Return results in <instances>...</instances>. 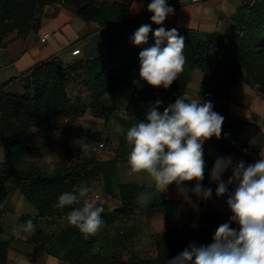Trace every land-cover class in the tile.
<instances>
[{"label": "trees", "instance_id": "1", "mask_svg": "<svg viewBox=\"0 0 264 264\" xmlns=\"http://www.w3.org/2000/svg\"><path fill=\"white\" fill-rule=\"evenodd\" d=\"M57 1L0 0V45L14 31L20 37L38 32L46 7ZM64 1L87 21L105 28L103 34L92 37L95 42L104 36V48L92 54L83 53L81 60L66 61L55 55L41 61L22 78L26 87L23 94L0 89V134L6 150L0 174V203L9 195L8 179L16 177L18 188L36 207L40 217L67 216L72 206L57 209L53 205L62 192L78 189L86 178V170L98 160L94 151L85 156L77 149L69 150L52 171L42 162L30 160L29 156L41 154L51 145L56 119L76 120L89 109L94 116L108 121L118 107L107 103L106 95H115L129 87L132 95L126 109L133 120H144L147 109L157 99L163 101L159 108L162 112L178 96L185 97L194 69H200L203 74L204 88L200 90V96L207 97L206 101L212 102L214 111L225 118L221 138L213 137L208 142L223 153L241 155L250 162L260 159L264 136L254 144L242 141L238 136L244 127L256 125L244 119L228 120L226 113L230 90L238 81L264 95V0L251 7L244 5V10L234 15L237 28H228L225 33L215 31L210 37L203 38L195 31L176 28L185 42L183 72L168 89L147 84L142 90L133 85L139 77V52L152 46L154 38L150 33L147 44L135 46L132 37L143 24H151L153 31L159 27L151 23L152 13L134 14L130 3L118 0H85L80 5ZM72 76L84 84L89 95L87 103L70 98L67 86ZM45 123L48 125L44 126ZM145 190L154 191V199L146 205L138 204L136 196ZM119 196L120 207L108 209L103 205L104 225L100 229L128 219L136 210L152 212L162 204L155 187L138 183H121ZM99 231L95 235H85L69 226L50 237L65 248L63 260L67 264H167L190 243L197 246L210 244L207 236L199 238L194 228L185 226L157 235L153 256L120 252L105 256L94 251ZM7 262L8 242L0 241V264Z\"/></svg>", "mask_w": 264, "mask_h": 264}, {"label": "crops", "instance_id": "2", "mask_svg": "<svg viewBox=\"0 0 264 264\" xmlns=\"http://www.w3.org/2000/svg\"><path fill=\"white\" fill-rule=\"evenodd\" d=\"M113 1V0H111ZM130 3L134 14L150 13L147 5L151 0H118ZM175 9L163 25L165 28H180L195 31L203 38L210 37L213 32L225 33L228 28H237L234 15L244 10L242 0H173L167 1ZM210 9V11H205ZM51 32V37L42 42L41 36ZM95 22L87 21L81 14L62 3L53 2L46 7L42 18V25L38 32H31L24 37L18 32H12L6 42L0 45V89L11 94L26 92L24 79L33 67L41 61L58 55L64 60L80 58L84 54H92L95 50H103L104 36L98 41L92 39L96 34H103ZM80 46L82 55L72 56L71 49ZM200 69H194L188 83L185 97L200 96L204 88L203 74ZM201 71V70H200ZM197 79L194 83V79ZM138 89H144L147 83L138 77ZM8 82L7 84H4ZM132 89L122 88L115 95H106L107 103H114L118 109L114 115L105 121L94 116L90 111L76 120L60 117L55 121V131L51 145L41 154L32 155L30 160H38L49 165L62 159L69 150H80L79 144L88 143L90 151H94L98 163L86 170V178L80 185L90 189L89 197L102 202L108 209L121 206L119 185L121 183H138L155 187V183L146 173H132L128 165L130 146L126 141L127 130L138 123L129 115L126 106L131 98ZM202 101L207 97L200 96ZM228 120L244 119L253 122L256 127L246 126L238 134L242 141L251 144L264 136V95L257 92L250 85L238 81L230 90V100L226 113ZM45 123L44 126H47ZM95 138V139H94ZM105 147H99V141ZM76 141V143H74ZM102 142V141H101ZM205 170L203 187L212 189V196L208 201L198 200L191 195L190 203L178 195L175 184L169 185L167 192L160 194L161 206L152 212L136 210L128 219L117 221L110 228H102L94 245V251L105 256L120 252L125 255L138 254L150 257L155 255L154 238L166 233L172 228L191 226L196 230L199 238L204 235L210 243L219 225L226 223L231 211L226 204L227 195L217 197V184L210 180V173L218 157H231L233 163L240 160L245 165L252 164L247 158L234 153H223L211 142L203 145ZM3 136L0 134V174L5 159ZM264 156V144L260 150V157ZM231 171L224 173L222 179L227 181ZM9 195L0 203V241L8 242L7 264H67L63 260L65 248L50 236L57 234L70 225L66 216L40 217L38 210L25 197L16 177L8 179ZM196 181L186 182L184 187L192 189ZM229 186V193L233 190ZM159 192V191H158ZM31 219L34 231L25 232L23 226ZM195 225V227H193ZM233 228L238 225L231 224ZM19 231V237L14 234Z\"/></svg>", "mask_w": 264, "mask_h": 264}, {"label": "clouds", "instance_id": "3", "mask_svg": "<svg viewBox=\"0 0 264 264\" xmlns=\"http://www.w3.org/2000/svg\"><path fill=\"white\" fill-rule=\"evenodd\" d=\"M147 11L152 13L151 23L159 27L153 31L151 24H143L132 37L135 46L147 44L150 33L154 38L152 46L139 52V77L153 88L168 89L183 72L186 62L184 37L176 28L166 30L160 26L175 13L167 0H151ZM133 83L139 86V81ZM162 103L157 99L147 109L145 119L126 132L130 171L150 176L159 194L175 184L178 195L186 203H190V192L206 202L212 196V189L201 183L206 166L203 145L213 137L221 138L225 118L214 111L211 101L202 102L200 96H178L161 112ZM79 148L85 156L90 154L88 143L79 144ZM229 170L231 176L225 181L222 177ZM210 180L217 184L215 194L218 198L227 195L226 204L231 211L228 222L218 226L210 244L190 243L167 264H264V156L247 166L243 160L233 163L231 157H218ZM191 181H196L194 188L184 187ZM230 185L233 190L229 193ZM89 192L85 186L62 192L53 207L72 206L66 216L68 224L85 235H95L104 225L102 213L105 209L102 202L89 197ZM154 195L152 190L141 191L136 202L146 205ZM233 223L238 228L231 227ZM34 227L29 219L23 230L31 232ZM14 234L19 237L20 232L14 230Z\"/></svg>", "mask_w": 264, "mask_h": 264}, {"label": "rangeland", "instance_id": "4", "mask_svg": "<svg viewBox=\"0 0 264 264\" xmlns=\"http://www.w3.org/2000/svg\"><path fill=\"white\" fill-rule=\"evenodd\" d=\"M67 1V0H66ZM69 1H71L73 4L75 3V4H77V5H80V4H83V2L85 1V0H69ZM167 1H169V0H167ZM58 3H62L64 6L66 5L67 7H70L71 9H72V6L71 5H69V4H67V2H65L64 0H58L57 1ZM71 3V4H72ZM73 10V9H72ZM99 29H105L104 27H98ZM82 58H84V57H81L80 56V58H72V59H70V60H67V61H73V60H81ZM198 73H200V74H202V72L200 71V70H198L197 71ZM196 81H197V79H196V77H195V79H194V83H196ZM67 90H68V94H69V96H70V98L73 100V101H75V100H77V99H80L82 102H84V103H87L88 101H89V95H88V93H87V90L85 89V87H84V84L80 81V80H78V79H76L74 76H72L71 77V79H69V81H68V86H67ZM87 111H90L89 109H87L86 110V112ZM95 139V138H94ZM102 142L103 141H105V140H101ZM101 141H99V142H101ZM64 158V157H63ZM61 160V159H60ZM59 161V160H58ZM58 161H55V162H53V163H51V164H49V165H46V164H44L45 165V167L48 169V170H53L54 169V167H57V163H58Z\"/></svg>", "mask_w": 264, "mask_h": 264}, {"label": "built area", "instance_id": "5", "mask_svg": "<svg viewBox=\"0 0 264 264\" xmlns=\"http://www.w3.org/2000/svg\"><path fill=\"white\" fill-rule=\"evenodd\" d=\"M192 1H194V2H201V0H192ZM260 1H261V0H242V4L245 5V6H249V7H251V6L257 4V3L260 2ZM51 35H52L51 32H46V33H44V34L41 36L40 40H41L42 42H45V41H47V40L51 37ZM71 55H72V56H80V55H82V49H81V47L78 46V45L74 46V47L71 49ZM99 147H100V148L105 147V143H104V142H100V143H99Z\"/></svg>", "mask_w": 264, "mask_h": 264}]
</instances>
